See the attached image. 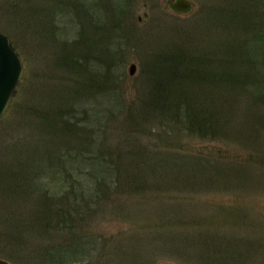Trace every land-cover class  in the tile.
Masks as SVG:
<instances>
[{
	"label": "trees",
	"instance_id": "16d2710c",
	"mask_svg": "<svg viewBox=\"0 0 264 264\" xmlns=\"http://www.w3.org/2000/svg\"><path fill=\"white\" fill-rule=\"evenodd\" d=\"M51 1L50 11L41 4L31 15L54 12V23L45 20L57 54L41 66L35 87L26 92L18 119L23 125L10 143L13 161L0 168L2 194L20 195L33 208L25 215L5 208L0 213V237L27 240L28 230L49 235L50 241L41 244L37 254L57 264L80 263L94 244L79 224L98 215L102 200L118 193L124 183L128 190L156 197L170 193L184 174L198 179L199 168L185 170L188 160L209 165L206 155L187 149L178 136L212 141L235 133L237 137L239 132L254 140L263 135L264 0L211 2L193 30H181L171 42L149 46L141 70L140 101L131 103L125 114L131 127L126 126V132L133 138L130 148L140 155V164L108 161L99 142L104 126L88 107L90 100L109 95L122 76L116 77L109 66L95 70L91 65L103 62L95 52L108 51L123 8L110 0L111 7L105 9L112 11L103 16L87 9L82 0ZM64 6L75 13L64 12ZM67 14L69 20L62 23L70 22L74 37L58 40L54 36L66 26L56 20ZM46 21L42 19L43 28ZM122 53L115 51L110 63L117 64ZM237 111H244L238 122ZM122 153L116 154L117 161ZM63 236L70 240L66 246L54 241Z\"/></svg>",
	"mask_w": 264,
	"mask_h": 264
},
{
	"label": "rangeland",
	"instance_id": "374dc122",
	"mask_svg": "<svg viewBox=\"0 0 264 264\" xmlns=\"http://www.w3.org/2000/svg\"><path fill=\"white\" fill-rule=\"evenodd\" d=\"M82 1L95 14L104 16L112 11L110 0ZM112 1L123 8V20L117 21L120 27L114 32L113 39L110 38L108 51L95 50L103 64L94 61L91 67L100 70L109 66L108 70L111 69L116 77L122 76L118 77L116 88L110 90L109 95L106 92L107 97L90 100L88 107L104 126L103 139L99 138V142H102L108 161L113 164L137 161L140 164V155H135L134 148H130L133 138L126 132L125 114L131 103L140 101L141 70L142 64H146L145 56L150 54L148 48L154 43L171 42L170 38L177 37L181 30H193L200 14L203 16L211 2L215 4L219 0H192L194 8L188 14L170 11L168 0H129L125 8L123 0ZM226 3L231 4L228 0ZM41 4L48 5L47 10L50 6L53 8L51 0H0V30L8 35L23 67L16 93L0 116V168L13 161L10 143L16 141L15 137L20 134L18 129L23 125L18 119L22 117L19 109L25 94L35 87L41 66L57 54L56 41L47 37L45 20L48 17L51 23L54 12L45 10L43 16L31 15V11H36ZM108 5L110 7L105 9ZM64 7V12L75 13L71 6ZM61 16L57 23L70 18L69 14ZM42 19L46 21L45 28ZM62 24L66 29L54 37L60 40L66 35V39L71 40L74 35L71 36L69 30L72 32L73 27L70 22ZM168 44L162 50L168 48ZM115 51L123 53L116 58H120L117 64H111V55ZM130 63L136 65L133 75L128 74ZM236 113L235 121L238 122L244 111ZM256 127L261 130L260 126ZM261 133L263 135L255 140L240 132L237 137L238 133H235L212 141L178 136L187 149L196 153L201 151L207 156L205 162L209 165L200 163L197 166L191 160L185 162L187 171L199 168L198 179L195 174H184L170 193L156 197L128 190L123 182L118 193H111L102 200L98 215L87 220L88 224H79L82 225L80 229L88 230L91 235L92 240L88 241L94 244V250L80 263L68 264H264V131ZM120 153L117 161L116 154ZM11 165L16 166V163ZM3 193L0 190V213L5 208L15 210L16 215L31 212L33 207L30 208L25 198L20 195L7 198L9 192ZM10 200L11 207L7 205ZM1 227L3 223H0ZM15 236L0 237V258L8 264H57L55 259L37 254L41 244L50 241L49 235L45 237L28 230L27 240L16 241ZM62 238L54 241L66 246L70 240Z\"/></svg>",
	"mask_w": 264,
	"mask_h": 264
},
{
	"label": "water",
	"instance_id": "95a60500",
	"mask_svg": "<svg viewBox=\"0 0 264 264\" xmlns=\"http://www.w3.org/2000/svg\"><path fill=\"white\" fill-rule=\"evenodd\" d=\"M167 7L177 13H190L194 8L192 0H168ZM22 62L7 34L0 30V116L6 110L10 99L15 95L22 76ZM136 65L130 63L128 74L133 75ZM0 264H8L0 258ZM168 264V263H161Z\"/></svg>",
	"mask_w": 264,
	"mask_h": 264
},
{
	"label": "flooded vegetation",
	"instance_id": "af4514ba",
	"mask_svg": "<svg viewBox=\"0 0 264 264\" xmlns=\"http://www.w3.org/2000/svg\"><path fill=\"white\" fill-rule=\"evenodd\" d=\"M184 14H188V13H184Z\"/></svg>",
	"mask_w": 264,
	"mask_h": 264
}]
</instances>
